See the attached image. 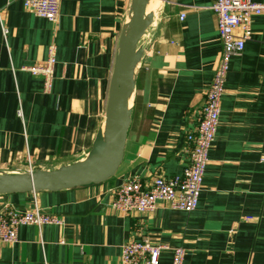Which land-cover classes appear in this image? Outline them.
<instances>
[{
    "label": "crops",
    "instance_id": "0c3cea01",
    "mask_svg": "<svg viewBox=\"0 0 264 264\" xmlns=\"http://www.w3.org/2000/svg\"><path fill=\"white\" fill-rule=\"evenodd\" d=\"M264 3V0H253ZM161 4L139 42L133 74L131 125L117 174L100 184L0 195L21 211L56 216L58 225L19 228L14 244L0 242V264H120L124 245L149 237L169 247L172 264H264V15L233 58L216 141L209 153L199 205L192 213L159 201L152 212L113 207L126 179L180 175L186 136L195 129L221 54L214 0H154ZM133 0H61L57 25L0 0V174L52 171L84 161L106 130L111 80ZM186 17L181 20V15ZM241 35L240 30L236 31ZM57 48L51 93L24 67ZM132 102V103H131ZM22 111V117L19 112ZM250 218V220H247Z\"/></svg>",
    "mask_w": 264,
    "mask_h": 264
},
{
    "label": "built area",
    "instance_id": "2783aa9c",
    "mask_svg": "<svg viewBox=\"0 0 264 264\" xmlns=\"http://www.w3.org/2000/svg\"><path fill=\"white\" fill-rule=\"evenodd\" d=\"M23 5L27 11L55 25L60 21L61 0H23ZM211 9L218 19L222 54L206 93L204 105L197 113L195 129L186 136V166L180 175L159 177L151 181H142L138 177L126 179L115 191L113 207L120 212H152L156 209L157 203L163 201L173 209L190 214L199 205L209 153L216 141L220 124L222 99L230 64L233 58L243 54L246 43L252 39L253 19L264 15V3L253 0H214ZM185 17L186 14L183 13L180 18L184 20ZM0 22L3 35L6 37L9 30L1 11ZM237 30L242 32L240 36L236 34ZM56 53L57 48L53 43L49 47L48 59L45 62L23 68L32 76L42 78L45 94L51 93L53 88ZM19 115L22 117V111ZM33 172V167L29 164V173ZM46 224L58 225L61 224V220L56 216L43 214L39 208L29 212L6 205L0 212V242L14 244L18 241L20 227L27 225L41 227ZM169 249L145 237L141 242L124 245L120 264H161L162 252ZM172 250V264H184L186 258L184 247Z\"/></svg>",
    "mask_w": 264,
    "mask_h": 264
},
{
    "label": "water",
    "instance_id": "95a60500",
    "mask_svg": "<svg viewBox=\"0 0 264 264\" xmlns=\"http://www.w3.org/2000/svg\"><path fill=\"white\" fill-rule=\"evenodd\" d=\"M149 1L133 0V17L120 44L111 80L106 130L99 133L89 156L84 161L52 171L0 174V195L56 192L104 183L117 174L131 125L129 100L134 89V69L143 56L139 42L153 22V14H147Z\"/></svg>",
    "mask_w": 264,
    "mask_h": 264
},
{
    "label": "bare ground",
    "instance_id": "6f19581e",
    "mask_svg": "<svg viewBox=\"0 0 264 264\" xmlns=\"http://www.w3.org/2000/svg\"><path fill=\"white\" fill-rule=\"evenodd\" d=\"M160 7H161V4L159 6V4H156L154 2V0H150L149 3H148V6H147V12L148 13H150V12L155 13V12H157L160 9ZM135 71H136V69H135Z\"/></svg>",
    "mask_w": 264,
    "mask_h": 264
}]
</instances>
